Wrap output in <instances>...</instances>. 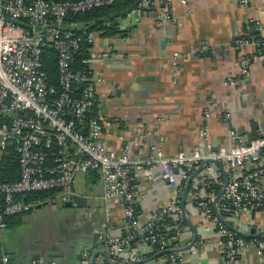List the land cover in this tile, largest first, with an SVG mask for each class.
I'll list each match as a JSON object with an SVG mask.
<instances>
[{
    "label": "built area",
    "instance_id": "1",
    "mask_svg": "<svg viewBox=\"0 0 264 264\" xmlns=\"http://www.w3.org/2000/svg\"><path fill=\"white\" fill-rule=\"evenodd\" d=\"M114 0H0V162L8 148L12 149L18 178L12 182L0 180V264H8L1 240L7 225L6 218L30 213L37 206L51 202L22 198L28 194L53 193L62 205L71 197L78 174L95 172L102 186V200L119 199L123 206L124 233L111 236L103 234L102 247L111 262L132 264L148 258L138 251L139 246L157 244V252H164L178 241L181 233V200L184 188L198 167L207 161L204 168L191 180L188 195L197 213L209 229L217 231L222 238V264H236L243 251L254 250L257 264H264V235L262 239H245L227 228L214 214L213 203L220 216H229L232 221L249 216L252 211L264 212V128L258 136L246 141L236 130L229 131L232 145L228 150L215 148L210 141L209 121L215 118L228 124L231 112L228 108L213 113L208 101L202 111L198 129V143L188 152L165 156L158 145H151L149 156L133 159L130 146L123 135L117 136V146L109 147L104 131L113 121L103 115L97 106L98 86L104 79L93 72L91 63L109 56L106 53L84 54V46H92L96 32H89L82 24L68 23L70 17L82 15L110 5ZM174 1L138 0L129 12H152L155 28L164 32L174 24ZM186 6L187 0H177ZM250 0H238L247 8ZM163 4V5H161ZM106 27L110 23L104 24ZM244 37L235 41V47L255 45L257 54L264 51V18L250 17ZM253 29L262 38L253 39ZM202 47V50H207ZM53 55L56 69L54 82L43 68L44 54ZM189 54L173 53L170 67L175 70ZM252 58L239 59V75L226 78L224 85L234 90L238 82L250 77ZM176 77V71L171 73ZM139 145L145 146L147 132L138 131ZM163 139H159V145ZM149 167L160 168L163 177L174 192L169 202L159 208L145 224L138 223L141 193L138 175ZM176 170V172H175ZM215 190H217L215 192ZM171 218V227L165 224ZM238 224V222H236ZM233 225L238 229V225ZM256 233L262 226L253 227ZM239 230V229H238ZM203 244L195 241V247ZM93 249L82 248L78 264H91ZM167 264H180L178 254H163ZM31 264H45L36 258ZM47 264H58L49 261ZM143 264H157V259Z\"/></svg>",
    "mask_w": 264,
    "mask_h": 264
},
{
    "label": "crops",
    "instance_id": "2",
    "mask_svg": "<svg viewBox=\"0 0 264 264\" xmlns=\"http://www.w3.org/2000/svg\"><path fill=\"white\" fill-rule=\"evenodd\" d=\"M250 17L264 18V0H250L247 8L240 6L238 0H187L186 6L176 0L174 24L165 29L171 30L172 35L165 45H161L164 32L156 30L152 12L128 13L117 21V31L111 36L96 32L93 45L86 51L88 54L109 52V56L90 65L104 79L98 86L97 106L113 121L112 127L104 131L108 146L116 147L117 136L123 135L133 159L147 158L151 145H158L168 157L178 152L188 153L198 143L202 111L208 101L213 105V113L226 108L231 112L228 124L214 117L209 121L210 141L215 148L229 149L230 130L240 131L246 141L252 130L259 134L264 127V51L258 56L255 45L242 50L235 47V41L246 34ZM250 32L260 39L263 37L253 29ZM203 46L208 49L203 51ZM173 53L189 54L175 70L169 64ZM242 56L252 58L250 77L229 91L224 82L239 75ZM173 71L176 80L171 76ZM138 77L152 80L137 83L134 80ZM138 131L147 132L144 147L139 145ZM160 138L163 142L159 145ZM137 175L141 193L137 218L142 225L169 202L174 192L158 167L144 168ZM76 193L97 199L90 202L92 209L99 210L94 214L95 225L89 222V212L81 211L68 220L71 223L68 231L61 233L56 220L42 221L33 211L21 215L6 228L1 240L10 258L8 264H31L36 258L45 264L54 258L60 259V264H78L82 248L89 246L94 251L105 252L102 235L124 233L122 202L102 200L103 190L97 175L84 174V184ZM184 208L186 218L197 230V242L203 244L196 246L194 253H177L180 264H222V238L204 223L189 195ZM224 218L234 226L238 222V229L246 233L258 224L264 231V212H255L253 218L251 214L233 221L227 215ZM180 226L178 244L173 248H183L193 235L184 222ZM94 232L99 233L95 243L91 240ZM59 243L61 248H55ZM137 249L145 258L156 254L151 246ZM47 250H56L58 255H45ZM164 258L158 257L157 264H167ZM103 263V258L97 256L96 264ZM236 264H257L255 251H243Z\"/></svg>",
    "mask_w": 264,
    "mask_h": 264
},
{
    "label": "trees",
    "instance_id": "3",
    "mask_svg": "<svg viewBox=\"0 0 264 264\" xmlns=\"http://www.w3.org/2000/svg\"><path fill=\"white\" fill-rule=\"evenodd\" d=\"M48 1H76V0H48ZM138 0H114L110 5L105 6L103 8L95 9L90 12H86L82 15L70 17L68 19V23L76 22L78 24H82L85 29L89 32H101L102 35L111 36L117 31V21L126 16L137 4ZM110 23L109 27H106L104 24ZM249 36L258 38V35H252L251 32ZM87 47L84 46V54H86L85 50ZM43 68L46 71L48 77L54 82L56 78V69L55 63L53 60V55L49 52H45L44 54V62ZM18 174L15 162L13 160L12 149L8 148L7 151L3 155V160L0 162V180L3 182H12L17 180ZM217 190H215L216 192ZM53 193L47 194H28L24 196L22 199L24 201H32V200H40L45 201L47 199H52ZM139 211V210H138ZM21 216V215H20ZM11 217L4 219L7 227H9L13 220L17 217ZM165 224H168L170 231H173V224L171 223V218H167ZM183 225V222L181 223ZM258 239H262V236L257 237ZM154 252L157 249V244L151 246Z\"/></svg>",
    "mask_w": 264,
    "mask_h": 264
},
{
    "label": "water",
    "instance_id": "4",
    "mask_svg": "<svg viewBox=\"0 0 264 264\" xmlns=\"http://www.w3.org/2000/svg\"><path fill=\"white\" fill-rule=\"evenodd\" d=\"M163 5V4H161ZM256 32V30H254ZM172 35V32L171 30H165L164 31V37L162 38L161 40V45H165L167 40L170 39ZM205 57L207 56V54H204ZM177 77L174 78V80H176ZM148 80H152V78H148V77H138V78H135V82L137 83H140L142 81H148ZM264 128V127H263ZM238 133L241 134V132L239 131ZM242 135V134H241ZM258 136V134L256 135L255 132L252 130V132L248 135V139L247 141H250V140H253L255 139L256 137ZM206 163H213L215 165L218 166L217 162L215 161H207V162H203L199 167L198 169L192 174V176L189 178L185 188H184V192H183V196H182V200H181V205H180V210H181V217H182V220L183 222L190 228V230L192 231V238H191V241L186 245L184 246L183 248H169L167 250H165L164 252H157L156 254H154L153 256H151L150 258L148 259H145V260H140L136 263H132V264H143L144 262L146 261H149V260H153V259H157L158 257L162 256L163 254H177V253H181V252H185V251H189L192 246L194 245L195 241L197 240V230L195 229L194 226H192L191 222L186 218V212H185V202L187 200V192H188V188H189V185L191 183V180L193 178H195L198 173L201 171L202 168H204V166L206 165ZM146 168H149V167H146ZM176 172V170H175ZM94 176L96 175L95 172H91ZM198 179H200L201 177L200 176H197ZM70 191H71V197H70V200L64 204V207L65 208H68V209H71L73 211H75V213L77 215H80L81 214V211H84L85 213L89 212V222L91 224V226H94L95 225V216L94 214L99 211L98 208H94L92 209L91 208V200L96 201L97 199L93 196H89V195H85V194H77L76 193V190L74 188V186H71L70 188ZM222 195V192L216 197L214 203H213V207H214V214L215 216L227 227L229 228L230 230L234 231L238 236L242 237V238H245V239H249V238H257L259 236H263L264 235V231L262 232H259V233H256V230L254 228H251L249 230L248 233L246 232H243L241 230H238V229H235L233 227V224L232 222L230 221H225L221 216L220 214L217 212L216 210V205L220 199ZM41 206H37L36 209L40 208ZM92 209V211H91ZM91 211V212H90ZM254 213L255 211H252L251 212V216L252 218L254 217ZM70 233H72L73 231H69ZM99 237V233L98 232H94L92 233L91 235V240L93 243H95L97 241ZM61 243H59L58 246H55V248L59 247L61 248ZM176 244H178V241H176L173 245L171 246H175ZM89 247V246H88ZM91 249H93V247H90ZM53 253H55V255H58L57 254V251L56 250H47V252H45V255H48V256H53ZM43 255H41L40 257H43ZM97 256H101L103 258V261L104 263L103 264H116L115 262H111L109 260V258L107 257V255L105 254L104 251L102 250H93V253L91 255V264H96V259H97ZM10 260V258H9ZM52 261H55L57 262L58 264L61 263V260L58 259V258H54Z\"/></svg>",
    "mask_w": 264,
    "mask_h": 264
},
{
    "label": "rangeland",
    "instance_id": "5",
    "mask_svg": "<svg viewBox=\"0 0 264 264\" xmlns=\"http://www.w3.org/2000/svg\"><path fill=\"white\" fill-rule=\"evenodd\" d=\"M74 183L77 191V189L84 184V174H78L75 177ZM33 213L38 214V218L42 221L56 220L59 224V231L61 233L68 231L67 227L71 224L68 223V220L75 218L76 214L71 209L65 208L57 198H52L51 202L35 209ZM66 223L68 225H66Z\"/></svg>",
    "mask_w": 264,
    "mask_h": 264
}]
</instances>
